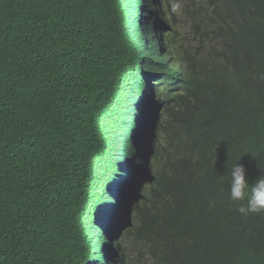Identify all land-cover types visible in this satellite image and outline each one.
I'll return each instance as SVG.
<instances>
[{
	"label": "trees",
	"instance_id": "1",
	"mask_svg": "<svg viewBox=\"0 0 264 264\" xmlns=\"http://www.w3.org/2000/svg\"><path fill=\"white\" fill-rule=\"evenodd\" d=\"M188 2V43L172 28L165 46L146 34L169 94L154 126L163 141L144 144L132 122L125 135L126 177L154 179L132 202V255L117 263L264 264V213L241 216L229 197L235 164L250 184L264 175V0ZM114 5L0 0V264H105L98 248L96 262L78 255L77 237L85 213L97 219L98 128L117 123L132 51Z\"/></svg>",
	"mask_w": 264,
	"mask_h": 264
},
{
	"label": "clouds",
	"instance_id": "2",
	"mask_svg": "<svg viewBox=\"0 0 264 264\" xmlns=\"http://www.w3.org/2000/svg\"><path fill=\"white\" fill-rule=\"evenodd\" d=\"M107 1L110 3H115L114 6L117 11V14L115 15V22H117L119 28L121 27V32L127 36L125 38L128 40L127 42H130L132 44V51L135 50L137 53H139L140 51H142V49H144L146 50V53H150V58L152 55L149 51L150 48L148 47L149 42L147 38L149 31L152 30L154 31V35H158L159 37L165 39L166 37H164L163 35L171 32V29L167 33L164 32V29H168V24L166 21L174 23L173 18L171 17V15L166 13L165 8L159 6L160 0ZM152 5L159 6L158 14L155 18H152L149 14V9ZM180 8L181 5L178 2L172 5L173 12H177ZM172 29H175L174 25L172 26ZM136 32H139L140 34L137 33L136 35ZM135 41L137 43H135ZM124 56H129L131 57L130 59H132V56L129 52L126 53ZM126 64L128 65V71L124 77L125 84L123 85L124 87L121 89L122 92L127 91V89H131L134 91V88L132 86V80L130 78L132 72H130L131 69L127 60ZM144 64H146V70L143 71V73L140 75L141 78L139 83V91L136 94L138 98L132 102L129 100V102H127L126 104L120 103L118 101L114 104L117 109L116 114L119 116V118L115 117L117 121L116 124L108 127L104 118H101V122L99 124L101 125L102 121H105V125L103 126L105 143H102L104 144L105 151H103L102 147V153L104 152V154L106 155L110 154L111 157L107 156L109 157L108 159H106L107 157H104L105 161H101V164L99 165L101 169H105V172H102L98 176L99 182H97L96 184V193L94 196H92L90 201L95 198L94 202L96 204L93 205L95 207V211L97 212L96 215L99 216L97 217V219H100L99 221H97L96 224H100V222H102L103 220L102 217L107 216V219L103 222V227L100 228L99 232L97 231L96 237V240L98 242L96 248L99 249L100 259L103 258V261L106 260L104 259L106 256H104L103 254V244L106 243L108 246V239L105 235V232L109 234H114V236L110 239H114L116 235H119L122 228L125 225L129 224L132 219V202L134 204H139L141 198L143 199V201L146 200V197L148 196V192L150 190V186L152 184V180L154 179L151 170H141L140 178L133 184L131 172L126 177V170L123 169L122 163L121 150L123 149V146L125 144V135L127 138L131 131V122L132 124L135 123L136 125L134 126V131L131 132L132 136H134L136 133L140 134L142 142L144 144H148V139L151 134L154 140L157 134V131H154L155 119H161L160 114L163 98L166 94H169V88L167 86L168 83L166 82V85H164L156 80V78L159 76V72L153 69H148L147 61ZM175 67L176 65L174 64L173 68ZM141 79L144 82V86H142L141 84ZM148 82H150V87L148 85ZM159 88H162V91L158 94ZM119 95L121 99V93ZM155 96L157 97L156 99L154 98ZM151 97H153L152 101ZM130 120L131 122L127 123V127H125L124 129L123 135L119 137L121 130V127H119V123H126ZM106 128H109V130L105 131ZM153 131L155 132V134H153ZM102 153L100 155V158L102 156ZM152 153L153 151L151 152V154ZM109 159L112 161L110 165H108ZM148 160L149 158L147 159V164H149ZM130 175L131 180L128 183ZM119 183L121 185V191L119 190ZM139 185L142 186V191L138 190ZM229 197L233 202H244L241 203L236 209L241 216L247 217L251 214L264 213V175H261L255 181V183L250 184L246 177V169L244 165L242 163L235 164L231 170ZM120 203H122V209L118 206L120 205ZM124 211L127 212L128 221L125 220ZM85 215L87 214L85 213L83 215V218H80L79 220H83L84 223L87 221L94 224L95 219ZM114 227L116 229L115 232ZM79 230L81 232V229ZM98 238L104 241L101 243ZM81 240L82 235L80 234V236L77 237V252L81 246ZM78 255H81L85 259V261L96 262L94 258L93 260H91L89 256L79 254V252ZM125 257H130V255L125 253L122 257L118 254H115V260H113L112 264H118L117 261L123 260Z\"/></svg>",
	"mask_w": 264,
	"mask_h": 264
},
{
	"label": "rangeland",
	"instance_id": "3",
	"mask_svg": "<svg viewBox=\"0 0 264 264\" xmlns=\"http://www.w3.org/2000/svg\"><path fill=\"white\" fill-rule=\"evenodd\" d=\"M189 0H169L170 5L172 6L174 3H180L181 8L175 12V18H176V24L170 22V21H166L168 24V29H164V32H169L170 29L172 28V26H175V29L173 30L174 34L177 33L178 31V35L177 38L182 40V42L184 43H188V41L185 39L184 35H186L188 37V33L190 32L189 29V25L187 20L185 19V17L183 16V9L184 7L187 5ZM140 34L139 32H136L135 34L137 35ZM189 38V37H188ZM166 40L163 39V44L165 46ZM143 51V52H142ZM142 51H140L139 53H137L135 50H133L130 55L132 56V59H130L131 57L127 56V62L130 65V69L132 72L130 75V78L132 80V86L134 88V91L131 89H127V91L125 92H120L122 97L121 99L118 101L120 103L126 104L127 102H129V100L132 102L134 100H136L138 97L136 96L137 92L139 91V83H140V75L143 73V71L146 70V64H144L150 56V53H146V50L142 49ZM148 85L150 87V82H148ZM162 91V88H159L158 94ZM155 99L157 98L156 96L154 97ZM131 106V105H130ZM117 109H115V114L114 117L119 118V116L116 114ZM130 121H127L126 123H119V127H121L120 130V134L119 137H121L123 135V131L125 129V127H127V123H130ZM109 123H113V120H111ZM105 125V121H102L101 125L99 126V132L97 134V138H96V145L97 148L102 150L103 147V151H105L104 148V144H102L104 141V134H103V126ZM109 127V126H108ZM109 128H106L105 131H108ZM155 141L159 140V141H163L161 136L159 135V132H157L156 136H155ZM111 150V149H110ZM109 150V151H110ZM108 151V152H109ZM107 156H110V154H104V152L102 153L101 159L102 162L105 161L104 157L106 158ZM153 153L150 155L148 163H154V158H152ZM109 157H107L106 159H108ZM112 163V161L109 159L108 160V165H110ZM161 164V163H160ZM99 160H97V168H96V175L99 176L102 172H105V169H101L99 166ZM114 165V162H113ZM104 194V193H103ZM110 194V193H109ZM106 195V194H105ZM93 198L91 200V204H96L94 202ZM132 216V214H131ZM96 217H99L98 215H96ZM100 219H95L94 224L90 223V222H83V220L81 221V235H82V240H81V246L78 249L79 254H84L86 256H89V258L91 260H93L94 255L96 254V250L95 248L98 245V242L96 240L97 237V230H98V226L96 225L97 221H99ZM91 225V226H88ZM130 229V225L127 224L125 225L122 230L120 231L119 235H116V237L114 239H110L111 237L114 236V234H109L107 232H105V235L108 239V246L107 244H103V254L104 256H106L104 259V263L105 264H112L114 259L115 254H118L120 256H124V254H128V255H132V250H131V245H130V240L128 239V235H127V230ZM116 231L115 227H114V232ZM111 241V242H110Z\"/></svg>",
	"mask_w": 264,
	"mask_h": 264
}]
</instances>
